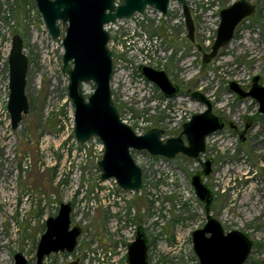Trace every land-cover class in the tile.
Masks as SVG:
<instances>
[{
    "label": "rangeland",
    "instance_id": "obj_1",
    "mask_svg": "<svg viewBox=\"0 0 264 264\" xmlns=\"http://www.w3.org/2000/svg\"><path fill=\"white\" fill-rule=\"evenodd\" d=\"M13 1L0 0V264H16L17 252L35 264L46 219L58 214L62 202L72 203V224L81 226L82 234L73 252L52 253L44 264H67L70 253L80 259L96 246L112 248L119 264H127V247L139 225L149 239L150 264H200L192 233L205 225L207 212L192 178L208 159L212 172L202 175L214 193L211 214L226 232L239 230L252 239L244 264H264V114L255 98H241L228 88L236 81L250 89L256 75L264 83V0H250L255 14L239 24L208 65L202 59L216 38L219 10L236 0H189L186 17L177 1L167 17L151 10L137 15L147 32L139 40L145 45L137 42L133 52L114 59L111 86L122 111L148 114L155 127L167 130L166 137L178 136L183 123L206 109L189 96L200 90L212 100L213 111L231 122L230 128L207 137L206 152L198 158L178 154L169 159L133 150L143 169L139 192L122 190L114 178L102 179L100 139L79 143L74 137V108L62 72L64 29L61 38L53 39L34 0H22L15 13ZM15 34L23 38L29 57L30 109L12 129L4 95L9 98L8 58ZM141 64L165 70L180 84V93L166 99L140 74ZM94 88L92 82L83 86L87 95Z\"/></svg>",
    "mask_w": 264,
    "mask_h": 264
},
{
    "label": "water",
    "instance_id": "obj_2",
    "mask_svg": "<svg viewBox=\"0 0 264 264\" xmlns=\"http://www.w3.org/2000/svg\"><path fill=\"white\" fill-rule=\"evenodd\" d=\"M45 27L53 39L64 35L62 44V72L68 76V96L74 108L73 134L79 143L98 138L104 144V154L97 162L104 180L114 178L124 191L139 192L143 186V170L136 162L132 151H147L154 156L175 158L184 154L198 158L206 152L207 137L224 127L219 115L213 111L212 100L200 90L189 91V96L204 104L206 109L194 113L183 124L180 136L162 139L164 130L150 128L138 134L123 121L112 92L114 72V52L109 47L111 35L105 28L117 20L130 19L136 13H144L153 7L166 14L171 1L182 4L187 10V0H34ZM257 8L250 0H237L220 11L217 35L210 52L204 54L203 65H208L234 37L236 27L247 17L255 14ZM9 98L7 109L11 128L17 129L23 116L29 112L30 103L26 94L29 57L24 52L23 38L15 34L9 54ZM140 72L153 82L166 98H173L179 86L172 82L165 70L140 65ZM260 76L253 78L249 90L231 81L228 88L241 98L252 97L259 103V111L264 114V85ZM92 82V93L86 97L83 86ZM183 136L186 137V141ZM212 160H206L202 173L193 176L192 184L196 194L207 207V220L203 227L192 233L195 254L200 264H244L252 251V239L242 231L226 232L221 222L210 210L214 193L203 182L202 174L212 172ZM72 203L62 202L56 216L46 219V230L42 234L36 252V263L44 264V259L52 253L73 252L82 234L79 225L72 224ZM149 239L144 227L139 225L133 241L127 247V264H150L148 260ZM16 264H28L21 252L14 256ZM79 260L67 264H78Z\"/></svg>",
    "mask_w": 264,
    "mask_h": 264
},
{
    "label": "built area",
    "instance_id": "obj_3",
    "mask_svg": "<svg viewBox=\"0 0 264 264\" xmlns=\"http://www.w3.org/2000/svg\"><path fill=\"white\" fill-rule=\"evenodd\" d=\"M137 15L139 14L137 13L130 19L117 20L115 23L105 25V28L112 35V39L109 43L110 48L116 49L122 53L128 50V52H133L132 48H135V44L139 42V40L147 38V35L139 26V20L136 18ZM123 29L126 30L125 34L122 33ZM144 41L139 42V44L144 46ZM7 74H9V71ZM4 98L8 99L7 93H5ZM121 117L123 121L131 125L138 134L145 133L146 129L152 124L145 114L141 116H134L133 112L126 111L122 113ZM98 150L104 153V144L102 142L99 143ZM110 187L112 188V185ZM108 191L110 192L111 190L109 189ZM72 254L73 253L69 254L68 260L70 259V262L78 259H74ZM78 260V264H119L120 258L112 248H102V246H96L94 250H89L85 256Z\"/></svg>",
    "mask_w": 264,
    "mask_h": 264
},
{
    "label": "flooded vegetation",
    "instance_id": "obj_4",
    "mask_svg": "<svg viewBox=\"0 0 264 264\" xmlns=\"http://www.w3.org/2000/svg\"><path fill=\"white\" fill-rule=\"evenodd\" d=\"M187 1L189 2V0H187ZM236 1H237V0H236ZM119 2L121 3L122 0H119ZM173 2H175V1H171V2H170L169 7H168V12H167L166 14H163V13H162V14L165 15L166 17L169 16V14H170V7H171V5L173 4ZM234 2H235V1H234ZM180 4H181V3H180ZM229 6H230V5H229ZM182 7H183V6H182ZM227 7H228V6H227ZM210 8L213 10L214 6H212V7H210ZM225 8H226V7H225ZM149 10H151V12H154V13H156V14L161 13V12H159L157 9H155V8H153V7H148V8L146 9V11H149ZM221 10H222V9H221ZM221 10H219V17H220V11H221ZM146 11H145V12H146ZM183 12H184L185 17H186V16H187L186 13L188 12V7H187V10H186V11H184V9H183ZM136 14H137V13H136ZM136 14H135V15H136ZM138 14H140V13H138ZM142 14H143V13H142ZM135 15H134V16H135ZM132 17H133V16H132ZM132 17H131V18H132ZM219 22H220V21H219ZM193 23H194V17H193L192 15H189V17H187V24H188V26L190 27V30H191V31H193V29H194V27H193ZM139 26L141 27L142 31L147 35V32L143 29V26H142L141 24H139ZM238 26H239V25H238ZM238 26H237V27H238ZM237 27H236V29H237ZM236 29H235V32H236ZM109 33H110V32H109ZM122 33L125 34V33H126V30L123 29V30H122ZM110 35H111V34H110ZM234 36H235V33H234ZM233 38H234V37H233ZM233 38H232V39H233ZM111 39H112V35H111ZM110 41H111V40H110ZM230 42H231V41H230ZM230 42H229V43H230ZM109 43H110V42H109ZM213 43H214V42H213ZM213 43H212V44H213ZM229 43H228V44H229ZM212 44L210 45V50H211V46H212ZM228 44H227V45H228ZM109 47H110V46H109ZM224 47H225V46H224ZM110 49H112V48H110ZM221 49H222V48H221ZM221 49H220V50H221ZM210 50H209V52H210ZM112 51L114 52V57H115V58L113 57V61H114V59H117V60H118V57H117L118 54H123L122 52L117 51L116 49H112ZM219 52H220V51H219ZM127 53H128V51H125V55H127ZM205 53H206V52H205ZM205 53H204V54H205ZM116 54H117V55H116ZM218 54H219V53H218ZM131 56H133V55H131ZM217 56H218V55H217ZM217 56H216V57H217ZM213 60H214V59H213ZM213 60H212V61H213ZM141 65H146V64H141ZM139 66H140V65H139ZM139 66H138V71L140 72V70H139ZM148 66H149V65H148ZM151 67H152V66H151ZM153 68H154V67H153ZM155 69H157V68H155ZM113 73H114V72H113ZM140 74L143 76V74H142L141 72H140ZM112 77H113V76H112ZM143 77H144V76H143ZM146 79H147V78H146ZM170 79H171V78H170ZM147 80H148V79H147ZM262 80H263V79L260 77V79H259V83H260ZM148 81H149V80H148ZM150 82H151V81H150ZM172 82H173V81H172ZM173 83H174V82H173ZM175 84H176V83H175ZM177 85H178V84H177ZM261 85H264V83L261 84ZM178 86H179V92H178V94H179L180 91H181V87H180V84H179ZM250 88H251V87H250ZM244 89H245V90H249V89H246V88H244ZM162 94H163V93H162ZM178 94H177V95H178ZM177 95H176V96H177ZM88 96H89V95H88ZM163 96H164V95H163ZM176 96H175V97H176ZM164 97H165V96H164ZM165 98H166V97H165ZM173 98H174V97H173ZM166 99H170V98H166ZM115 103H116V102H115ZM212 103H213V102H212ZM118 107H119V106H118ZM119 109H120V108H119ZM120 112H121V115H122L123 111H120ZM259 112H260V111H259ZM261 114H262V113H261ZM147 115H148V114H147ZM219 116H220V115H219ZM220 117H221V119H222V122L224 123V127H223V129H226L227 127L230 128V123H231L230 120H227V119H226L225 117H223V116H220ZM162 120H163V119H162ZM189 120H190V119H189ZM151 122H152L151 126L148 127V128L146 129V131L149 130L150 128H154V127H155V126H154L155 124L153 123L152 119H151ZM160 123L162 124L163 121H161ZM183 124H184V123H183ZM157 127L163 129V128H162V125H161L160 127H159V126H157ZM233 127L235 128V125H234V124H233ZM223 129H221V130H223ZM134 130H135V129H134ZM163 130H164V133H163V135H162V139H163V140H166V139H168V137H166V135H165L167 130H166V129H163ZM182 130H183V126H182ZM146 131H145V132H146ZM136 133H137V132H136ZM181 133H182V131L180 132V134H179L178 136H180ZM143 134H144V133H143ZM174 137H176V136H174ZM94 138H95V137H94ZM169 138H171V137H169ZM183 138H184L185 142H187V141H186V137L183 136ZM91 139H92V138H91ZM104 149H105V147H104ZM206 149H207V147H206ZM103 154H104V153H103ZM132 155H133V154H132ZM152 156H154V155H152ZM199 156H200V155H199ZM155 157H156V156H155ZM134 159H135V158H134ZM211 160H212V159H211ZM212 162H213V160H212ZM212 166H213V163H212ZM203 169H204V165H203ZM142 170H143V169H142ZM202 171H203V170H202ZM202 171L199 172V173H202ZM203 177H204V176L202 175V179H203Z\"/></svg>",
    "mask_w": 264,
    "mask_h": 264
},
{
    "label": "trees",
    "instance_id": "obj_5",
    "mask_svg": "<svg viewBox=\"0 0 264 264\" xmlns=\"http://www.w3.org/2000/svg\"><path fill=\"white\" fill-rule=\"evenodd\" d=\"M21 1H22V0H14V1H13V3H12V5H13V7H14V10L12 9L13 12L17 10V7H20ZM14 13H15V12H14ZM83 93H84V95H85L86 97H88V95L85 94L84 90H83ZM116 104H118L117 101H116ZM118 105H119V104H118ZM119 108H120V111H122V107H121L120 105H119ZM205 208L207 209L206 205H205Z\"/></svg>",
    "mask_w": 264,
    "mask_h": 264
}]
</instances>
